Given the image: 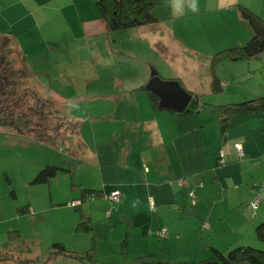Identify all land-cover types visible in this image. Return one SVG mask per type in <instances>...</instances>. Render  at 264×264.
<instances>
[{"label": "rangeland", "instance_id": "rangeland-1", "mask_svg": "<svg viewBox=\"0 0 264 264\" xmlns=\"http://www.w3.org/2000/svg\"><path fill=\"white\" fill-rule=\"evenodd\" d=\"M243 1L264 14V0ZM198 3L200 10L196 14L188 12L177 17L170 10L171 18L154 27H151L154 24H149L121 28L110 32L112 37L109 39H103L100 35L99 42L87 45V59L70 61L68 71L59 69L56 73L53 71L51 76L28 73L27 77L21 78L17 87H6L5 90L9 92L19 90V94L28 91V95L23 96L26 98L23 101V98H18V94H7L2 98L5 101H0L1 109L13 118L11 123H0V248L14 260L0 264H156V261L172 264L174 260L205 258L210 254L209 246L226 252L227 242L234 240L240 242L237 245H250L264 250V241L257 238L253 229L256 224L264 222V215L259 221L253 222L262 209L255 213L244 210L246 221L242 219L246 225L240 235L227 227L222 219H218L221 216L210 220L205 227V214L213 204L219 206L220 199L209 195V201H203L200 209H197L188 197V192L193 191L197 202L203 199L198 197L200 186L195 184V175L182 176L184 173H178L177 177L183 179L182 185L175 176L157 179L152 174L151 177H142L144 167H141L138 158L137 172L134 173L138 183L133 185L134 181L132 186L126 188L132 193L133 201L128 198L122 200V196L119 202L113 203L100 195L84 203V211L90 212L92 216L91 231L74 229L78 211L67 205L78 191L76 185L91 182V176H95L93 181L99 184L95 188L105 192L115 186L119 187L117 182L120 180H132L124 177L127 176L123 174L126 172L116 162L119 155L125 161L129 158L120 154L123 147L121 141L112 135L115 132L125 134L129 128L121 129V123L108 117L96 121L90 113L103 112L108 107L111 109L126 101H134L142 111L139 96H145L146 92H137L136 89L146 84L152 70H156L164 80L179 78L178 82H181L183 89L199 94L204 107L186 115L185 123L188 125L195 119L206 123L207 126L199 127L200 131H196L199 135L193 144L196 140L202 144L204 140L205 146L211 145L217 139L214 146L216 150L223 140L216 123L217 111L211 107L264 93V51L250 60L226 59L218 62L214 71L227 83L220 92L210 90L211 55L235 43L243 44L249 33L245 37L240 35L247 33L243 20H236L234 12H227L222 1L198 0ZM175 39L183 42H178V45ZM14 56L20 60L18 54ZM49 85L55 92L49 90ZM35 92L39 97L38 103H35ZM61 94L65 95L67 102L59 97ZM1 109L0 115L3 114ZM67 112L81 118L86 116V119L74 120L66 117ZM23 113L29 116L26 118ZM237 115L233 119L234 126L240 125L243 119L250 122L251 126L262 125L260 129L264 130V112L261 117L260 114L250 113ZM168 123L172 125L171 121ZM170 125L167 124L168 135L173 133ZM186 125L184 129L190 128ZM212 132L217 135L215 138L211 137ZM140 142L134 146V151L142 149L158 157L159 150L152 152L153 148L146 143L141 145ZM81 143L87 147L83 148ZM222 149L225 152V147ZM117 151L119 154H116ZM138 153L133 152V159ZM72 159H77L72 172L58 173L48 184L30 183L45 165L68 167ZM260 176L255 177L250 184H259L263 180V173ZM203 178H198L202 185L206 184ZM157 180L162 183L168 180L169 186L178 190L177 202H172L167 195L162 194L156 186ZM74 184V190H71ZM209 186L207 181V188ZM119 189L123 195L125 190ZM251 192L248 204L255 196ZM261 192V202H264V191ZM149 198L155 203L153 211L150 210ZM163 198L164 201L161 200ZM26 204L30 205V211L19 214L18 208ZM107 209H110V215L105 218ZM120 212L125 217H132L129 228L126 220L120 217ZM255 214L256 217H253ZM199 217L200 222L197 219ZM236 223L240 225V219ZM160 225L168 230L165 237L156 233ZM222 228L225 230L222 231ZM52 242L63 243L66 254H51ZM91 246L95 247L94 252L85 254ZM91 257H95L96 261L91 262Z\"/></svg>", "mask_w": 264, "mask_h": 264}, {"label": "crops", "instance_id": "crops-1", "mask_svg": "<svg viewBox=\"0 0 264 264\" xmlns=\"http://www.w3.org/2000/svg\"><path fill=\"white\" fill-rule=\"evenodd\" d=\"M96 1L97 0H0V39L4 36L10 39V46L13 49L12 55L18 54V56L23 57L32 75L39 76L43 74L45 76H51L53 71L56 73L59 69L68 71L70 69L69 65H71L70 61L80 62L87 59L88 44L99 42L98 37L100 35L103 39H109L112 37V33L110 32L115 31L108 27V23L96 6ZM219 1L223 2V8H226L227 12L229 11L231 14L234 12L237 15L236 20H242L237 9V4L246 6L264 18V14L261 13L262 11L258 10V12L253 5L249 6L251 4L247 5L243 0ZM161 22L164 21L156 22L154 25H151V27ZM243 22L247 33L244 32L240 35L245 37V35L249 33V38L250 31L248 25L244 20ZM103 35H105V37H103ZM175 40L178 45V42H183L181 39ZM61 74L62 72L59 73V75ZM216 76L219 78L217 74ZM210 80L211 79H209V87ZM220 82L225 83V85L227 83L221 79ZM43 86H45V84ZM50 87L49 85V90L55 92V90ZM136 90L137 92H144V90L138 88ZM252 96H254V94H252ZM59 97L62 98L64 102H67L65 95L61 94ZM139 98L142 103V111L134 101H126V103L114 105L111 109L108 107L106 111L90 113V116L96 121L108 117L111 120H117L118 123H121V129L129 128L125 134L120 135L115 132L112 135L113 138L121 141L123 147H121L120 154L129 158V160L125 161L124 158L119 155L116 162L118 166L123 167L122 171L126 172L123 173L127 174V176L124 177L132 178V180H127L126 178L125 180H120L117 182V184H120L119 187L115 186L107 192L101 189V195L106 197L112 190L119 191V188H122L125 190V193L121 195L120 190V198L123 196L122 200L127 198L128 200H132V193L128 192L126 188L132 186L134 181L135 184L133 185L138 183L134 175V173L137 172L136 162L138 158V162L141 160V167H144V173H141L142 177H151L152 174H155L158 179V177L162 178L166 176L177 177L178 173V175L184 173L181 175L185 176L191 174L193 177L195 175V182L199 181V177H204L203 179H206V184H203L202 187H198V197L201 196L203 199H200L198 202L195 200V207L200 209V205L203 201H209V195L215 196L216 199H220L218 200L220 201V205L216 206V203L212 205L213 207L205 214L204 220L206 222L203 223V226H208L210 220L221 216V218L218 217V219H222L227 227L240 235L243 227L246 225L243 221L245 209L252 213H255L258 209H262L257 213V217V214L253 216L256 217V219L253 220L254 223L255 221H259L260 217L264 215V202H261L263 199L259 202L255 211H250L248 209V202L252 195L251 191L253 186V183H251V185L250 182L254 181L255 177H261V173L264 175V130L260 129L262 125L258 124L259 126H251L250 122L248 123L241 119V124L234 126L233 119L239 116L234 114L229 120L226 132L224 134L220 132L223 143H221L219 148L225 147V163L217 165L219 148L216 150V147H214L217 139L211 145L207 144L205 146L206 143L204 140H202V144L198 140L193 144V140L197 139L199 135L196 134V131H200L199 127L203 128L207 126L206 123L200 119H195L193 122L186 125L185 118L187 117L185 116L188 114L181 116L169 110L153 109L147 94H145V96L140 95ZM118 112H120L119 115ZM253 115H256V113ZM67 116L74 120L76 118L79 120L86 119V116L81 118L75 116L72 112H67L66 117ZM259 116L261 117V114ZM169 121H171L172 125L168 123ZM217 121L218 118L216 119V123ZM167 124L170 125V131L173 132L171 135L167 134ZM184 125L190 126V128L186 127L184 129ZM215 136L217 135L212 132L211 137L215 138ZM134 137L136 139H134ZM79 139L81 140V137H79ZM81 141L84 140L82 139ZM139 141H141L139 144L143 145V143H146V145L153 148L154 151L152 152H157L159 150L158 157L154 155L155 153L152 154L142 149L141 151H134V146H136ZM235 141L241 143L242 155H238L233 148L232 142ZM84 143H81V145H84L83 148H86L87 146ZM130 151L131 153H128ZM133 152H139L135 159H133ZM116 154H119L118 151ZM160 162H162V164H160ZM99 170L101 169L99 168ZM91 177L92 178H89L91 182L87 181V184H79V186L81 185L80 187L94 189L98 187L99 184H95L93 181L95 180V176ZM176 179H180V177ZM157 181L158 183L156 186L163 192L162 194L165 196L167 195L169 197L168 199L172 202H177L179 199L178 190L169 186L168 180H166L165 183H162L160 180ZM207 181L210 184L209 188H207ZM169 183L171 182L169 181ZM230 184L233 186L230 187ZM70 189L74 190L72 187H70ZM79 197L80 191L78 190L72 199ZM161 200L164 201V198ZM243 203L244 209H242ZM211 204L209 203L210 206ZM82 210L86 213L83 206ZM121 213L123 214V212H120V214ZM197 213L200 214L199 211H197ZM86 214L92 219L90 212ZM129 219L131 225L132 217L129 216ZM197 219L200 222L201 218L199 217ZM238 219H240V225L236 223ZM257 225L258 224L253 228L255 235ZM223 230H225V228H222V231ZM227 243L226 249H229L232 245H237L240 242L234 240ZM218 247L220 248V246Z\"/></svg>", "mask_w": 264, "mask_h": 264}, {"label": "trees", "instance_id": "trees-1", "mask_svg": "<svg viewBox=\"0 0 264 264\" xmlns=\"http://www.w3.org/2000/svg\"><path fill=\"white\" fill-rule=\"evenodd\" d=\"M96 6L99 9L101 15L108 23V27L111 30H118L121 28L139 27L143 25L154 24L159 21L168 20L171 17L170 7L167 3V0H97ZM237 9L239 11L241 19L244 20L248 25L250 36L243 44L227 46L225 48L219 49L218 51H215L214 54L211 55L210 89L214 93L220 92L222 90V86L225 85V83L223 84V82H220V79L216 76L214 72V66L218 62H222L226 59L250 60L252 58L258 57L264 51V18L256 14L255 12H253L244 5L237 4ZM11 53L12 50L10 46V39L7 36H4L0 39V101L1 103L2 101H5V99L2 98L7 94H11L12 96L18 94V98H20V100L23 98L22 99L23 101L24 99L26 100V98L23 96L28 95L27 93L28 91H24L23 94L22 93L19 94L18 93L19 90L17 91V89L12 90L10 92L5 90L6 87L8 88H11L13 86L17 87V84H19L21 78L27 77L26 74L28 73L31 74L28 67L26 66L24 58L19 56L20 60L18 61L16 56H14L15 54L11 56ZM172 80H176V79H172ZM138 89L146 91L144 89V85H140ZM187 92L192 95V100L188 105V108L183 113H176L171 109H162V110H169L176 113L177 115L182 116L192 113L194 111H199L200 108L204 107L203 103H201L199 94L190 91ZM36 93L37 92L34 93L35 103H38L39 97L37 96ZM146 94L150 101L151 107L153 109L161 110L158 108L157 96L150 91H146ZM211 108L217 111L218 127L220 129V132L224 134L228 128L229 120L234 114H238V113L262 114L264 112V93L250 97H245L242 100H239L238 102L217 104L216 106L214 105ZM30 109L34 110V108L32 107H30ZM1 111L3 113L2 115H0L1 124L13 122L12 120L13 118L11 119V117H9V113L8 115H6V112L3 108L1 109ZM37 113L41 114V112L39 111ZM23 114L26 118L29 116L28 114L25 113ZM7 117L9 119H4ZM43 117L47 118L45 115H43ZM220 149L222 148L218 149V153ZM76 160L77 159H72L68 167H61L53 164H47L35 174V176L33 177L30 183L48 184L54 178H56L58 173L72 172L75 167L74 164L76 163ZM224 163H225V159L223 163H219L217 157V165H221ZM195 184L196 186L202 187V184L199 181H196ZM75 185L76 184L71 185V187L74 188ZM76 186L77 189L80 191L79 198L82 200V202L77 206H72L76 211H78V220L76 222L74 229L76 231L89 232L92 230L91 218L90 216H88L86 213L83 212L82 206L84 205L85 202H89L91 199L95 197H99L102 194V190L96 188L94 189V188L80 187L79 185ZM87 197L89 198L88 200H86ZM190 201L191 204L194 205L195 194L193 199L190 198ZM29 209H30V205L26 204L18 208V213L19 214L27 213L30 211ZM248 209H249V204H248ZM109 215L105 214V218H108ZM120 216L126 220L127 227L129 228L130 225L129 217H125L122 213L120 214ZM161 228H165V227L161 226L157 229V231ZM255 230L257 237L260 240L264 241V223L263 222L259 223L256 226ZM165 236H160V237H165ZM92 241L95 245L96 239L94 234L92 235ZM124 242L122 244H124ZM50 249H51L50 253L54 255L66 254V249L63 243L61 242H52L50 245ZM94 250L95 247L91 246V248L88 249L85 252V254L89 255V253L91 252L93 253ZM208 250L210 251V254H208L205 258H202L200 260H191V259L174 260L172 264H264V250L254 248L253 246L250 245H236L227 249L226 252H222L220 249L214 246H209ZM90 260L91 262L96 261L95 257H91ZM6 261H14V260L11 259L10 255L6 251H3L0 248V262H6ZM156 264H168V263L167 262L157 263L156 261Z\"/></svg>", "mask_w": 264, "mask_h": 264}, {"label": "water", "instance_id": "water-1", "mask_svg": "<svg viewBox=\"0 0 264 264\" xmlns=\"http://www.w3.org/2000/svg\"><path fill=\"white\" fill-rule=\"evenodd\" d=\"M146 91L154 93L158 98L159 109H171L183 113L192 100V95L180 86L176 80L162 79L156 70H152L144 85Z\"/></svg>", "mask_w": 264, "mask_h": 264}, {"label": "built area", "instance_id": "built-area-1", "mask_svg": "<svg viewBox=\"0 0 264 264\" xmlns=\"http://www.w3.org/2000/svg\"><path fill=\"white\" fill-rule=\"evenodd\" d=\"M224 84V83H223ZM233 148L236 150V152L238 153V155H242L243 152H242V147H241V143L240 142H234L233 143ZM218 162L219 163H223L224 162V151L223 149H220L219 150V153H218ZM178 183L180 185L183 184V180L182 179H179L178 180ZM201 185V184H200ZM252 191L254 193V199L249 203V210L250 211H253L255 209H257L258 207V204L259 202L261 201L262 199V196H261V191H264V177H263V180L259 183V184H255L253 183V186H252ZM188 196L193 199L194 198V193L193 191H190L188 192ZM111 202H118L119 199H120V192L118 190H112L107 196H106ZM89 198L87 197L86 200H88ZM82 200L80 198L78 199H73L69 202H67V205L68 206H77L79 204H81ZM149 206H150V209H154L155 207V204H154V201L149 198ZM109 212L110 210H106V215H109ZM157 235L158 236H165L166 233H167V230L166 228H161L159 229L158 231H156Z\"/></svg>", "mask_w": 264, "mask_h": 264}, {"label": "clouds", "instance_id": "clouds-1", "mask_svg": "<svg viewBox=\"0 0 264 264\" xmlns=\"http://www.w3.org/2000/svg\"><path fill=\"white\" fill-rule=\"evenodd\" d=\"M174 16H182L188 12L196 14L199 12L198 0H167Z\"/></svg>", "mask_w": 264, "mask_h": 264}]
</instances>
